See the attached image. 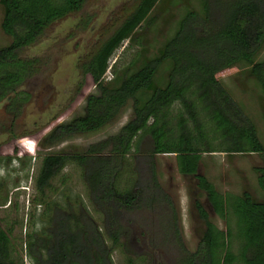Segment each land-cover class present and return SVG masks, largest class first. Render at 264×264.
<instances>
[{"label":"trees","instance_id":"trees-1","mask_svg":"<svg viewBox=\"0 0 264 264\" xmlns=\"http://www.w3.org/2000/svg\"><path fill=\"white\" fill-rule=\"evenodd\" d=\"M197 1L201 14L185 13L157 56L121 79L104 81L108 60L122 42L132 39L158 0H138L79 63L81 74L89 76L97 94L87 95L82 115L56 125L41 145L100 130L128 101L131 118L116 134L89 144L81 153L41 157L32 180L35 202L44 204L52 180L73 164L99 225L84 209L54 208L40 234L26 236L24 252L31 264H112L111 253L125 251L131 236L123 214L148 206L153 209L165 201L155 181L152 158L169 154L174 156L178 174L194 180L195 190L223 223V229H217L201 203L193 201L203 228L195 250L189 253L180 248L173 264H264V163L255 169L261 192L258 201L245 191L220 194L197 173L201 154L264 156L253 127L238 119L239 112L217 79L234 65L245 64L264 96V59L255 61L264 47V0ZM85 2L0 0V31L10 39L0 47V105L8 132L30 99L20 88L43 66L40 58H22L20 52L35 44L53 22L79 12ZM165 61L169 69L164 85L158 87L153 78ZM262 111L264 119V107ZM144 137L149 147L140 152ZM2 190L0 183V206L6 199ZM9 236L10 231L0 227V264H18ZM124 264L133 260L125 257Z\"/></svg>","mask_w":264,"mask_h":264},{"label":"rangeland","instance_id":"rangeland-1","mask_svg":"<svg viewBox=\"0 0 264 264\" xmlns=\"http://www.w3.org/2000/svg\"><path fill=\"white\" fill-rule=\"evenodd\" d=\"M137 1L86 0L79 12L53 22L35 44L20 52L22 58H40L43 66L20 88L29 93L30 99L11 132H8V121L0 105V183L6 194L4 205L0 206V227L10 231L18 264H31L24 252L26 236L40 234L54 208L73 212L84 209L99 225V216L93 213L85 199L76 166L67 165L52 180L44 204L35 202L32 180L41 157L81 153L89 144L116 134L131 118V101H128L115 119L100 130L41 145L56 125L82 115L87 95L97 94L89 76L81 74L79 63L132 11ZM200 10L197 0H158L134 31L132 39L122 42L113 52L103 75L104 81L109 82L114 77L119 80L157 56L184 14L192 11L200 15ZM9 42L0 31V47ZM262 59L264 47L255 61ZM248 68L245 64H236L220 73L217 79L239 112L238 119H245L253 127L264 148V96L248 75ZM168 69V61L157 68L154 85H164ZM147 147L149 139L144 137L139 151ZM152 163L155 181L165 201L153 209L148 206L123 214L131 236L127 238L129 244L125 245V251L111 253L112 264H124L125 257L131 258L133 264H173L180 248L193 252L203 228L193 209L195 200L201 203L209 222L223 229L222 221L211 212L203 194L195 190L194 180L178 174L173 155H155ZM263 163L264 156L255 154H201L197 173L220 194L239 195L245 191L258 201L261 192L255 169ZM120 241L124 242L122 237Z\"/></svg>","mask_w":264,"mask_h":264}]
</instances>
